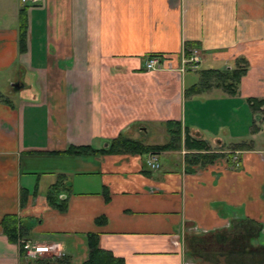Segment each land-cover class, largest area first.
Masks as SVG:
<instances>
[{
    "label": "crops",
    "instance_id": "1",
    "mask_svg": "<svg viewBox=\"0 0 264 264\" xmlns=\"http://www.w3.org/2000/svg\"><path fill=\"white\" fill-rule=\"evenodd\" d=\"M238 68L234 93L202 79ZM263 97L264 0H0V264H30L25 243L83 264L90 233L123 264H264ZM167 121L178 149L101 152L166 145ZM185 133L219 156L189 164Z\"/></svg>",
    "mask_w": 264,
    "mask_h": 264
},
{
    "label": "trees",
    "instance_id": "2",
    "mask_svg": "<svg viewBox=\"0 0 264 264\" xmlns=\"http://www.w3.org/2000/svg\"><path fill=\"white\" fill-rule=\"evenodd\" d=\"M23 37V33H22ZM216 72H218L216 74ZM244 73V69H234L232 71H215V70H202V78H209V74H216L219 75L221 80L223 78L229 77L230 81L227 85V88L230 92L234 93L235 88L238 84V80L240 76ZM230 86H232V91ZM252 109H259L261 106L264 107V97L262 99H253ZM167 132L170 135V141L166 145L160 146H147L141 142L131 140V139H124L123 137H119L113 139L109 146L106 149L101 150V152H136V153H147L150 151H159V150H169L179 148L178 143L180 142L181 138V123L179 121H167L166 122ZM183 147L188 152H193V155H186V161L189 164H195L200 162L201 164H206L212 162L216 159L219 155L217 152H213L207 142L202 139H198L192 137L191 135L185 133L184 135V144ZM68 154H92L98 152V150L92 148L89 145H80V146H71L66 151ZM197 152V153H195ZM57 184H54L50 190L48 191L46 198L50 205L54 208L62 209V202L57 201ZM14 216L7 217L6 225V233L11 241H16L17 238V225L14 220ZM88 247H89V255L87 260L83 264H123V260L119 257H115L110 252L102 249L99 247L98 244V235L95 233L88 234ZM22 253L23 248H20ZM30 264H70V261L67 257L62 256L60 258L57 257H41L36 258L33 260H29Z\"/></svg>",
    "mask_w": 264,
    "mask_h": 264
},
{
    "label": "built area",
    "instance_id": "3",
    "mask_svg": "<svg viewBox=\"0 0 264 264\" xmlns=\"http://www.w3.org/2000/svg\"><path fill=\"white\" fill-rule=\"evenodd\" d=\"M32 1H36V0H32ZM200 63H201V58L199 57L197 51L196 50L192 51L190 56L188 57L184 56V58L182 59V66L180 68V71L183 72L189 67H191L192 69H196L198 68ZM161 66H164V60L156 55H152L148 57L144 64L146 70H156L161 68ZM235 159L236 157H234V160ZM148 164L152 168H157L159 166L157 162V158L155 156L151 157V160L149 161ZM22 248L26 251L27 257L32 259H36L39 256V254L43 253L48 249L47 247H43V246H30L28 243L23 244Z\"/></svg>",
    "mask_w": 264,
    "mask_h": 264
},
{
    "label": "rangeland",
    "instance_id": "4",
    "mask_svg": "<svg viewBox=\"0 0 264 264\" xmlns=\"http://www.w3.org/2000/svg\"><path fill=\"white\" fill-rule=\"evenodd\" d=\"M194 73V72H193ZM202 79H204L205 81H206V79L205 78H202ZM208 82V81H207ZM201 84V83H200ZM202 85V84H201ZM258 117H257V119H260V120H263V117H264V110L262 111V112H259L258 114ZM249 120V118L247 119V121ZM246 125H247V123H246ZM250 125H251V128H252V123H250ZM233 126V125H232ZM254 126V125H253ZM264 126V125H263ZM242 128V127H241ZM264 128V127H263ZM242 130H244V129H241V131ZM246 130H250V128L248 129H246ZM216 147H217V145H216ZM27 259H30V260H32V258H29V257H27Z\"/></svg>",
    "mask_w": 264,
    "mask_h": 264
}]
</instances>
